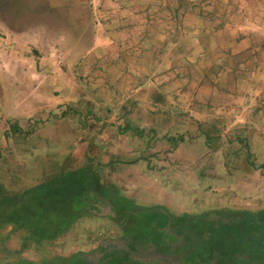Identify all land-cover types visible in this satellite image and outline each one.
Wrapping results in <instances>:
<instances>
[{"label":"rangeland","instance_id":"rangeland-1","mask_svg":"<svg viewBox=\"0 0 264 264\" xmlns=\"http://www.w3.org/2000/svg\"><path fill=\"white\" fill-rule=\"evenodd\" d=\"M63 2L0 0L5 188L77 169L61 159L83 138L103 182L141 208L132 230L150 224L160 239L146 243L164 242L161 256L178 264L191 248L172 234L169 212L264 209V0H81L86 14L79 0ZM14 124L21 134H11ZM0 235L21 249L24 232ZM125 238L109 217L89 216L24 257L89 253Z\"/></svg>","mask_w":264,"mask_h":264},{"label":"trees","instance_id":"trees-1","mask_svg":"<svg viewBox=\"0 0 264 264\" xmlns=\"http://www.w3.org/2000/svg\"><path fill=\"white\" fill-rule=\"evenodd\" d=\"M57 2V7L65 6L63 0ZM79 4L84 7V10L81 8L83 14L91 13L90 9L86 10L87 5L81 0ZM10 130L11 134L22 133L17 124L12 125ZM85 158L82 164H77V169H62L59 174L24 190H15V187L6 189L0 180V232L11 228L13 233H25L20 250L9 248L8 239L0 235V264H170L168 257L161 256L165 255L164 242L161 244L160 241L156 245L160 253L146 243L145 239L158 237L155 230L149 229L150 224H145L146 231L132 230L130 223L141 212V208L133 200L121 195L119 189L103 182L89 151ZM153 210L155 213L167 211ZM168 214L172 234L189 237L193 242L191 251L199 243L197 237H210V240L205 241V248L199 251L211 252V257L218 264H226L231 260L234 262L235 259H230L229 253L243 251L241 240L230 238L259 236L263 239L260 235L264 229H255L258 224L264 223L263 216L245 218L230 211L228 221L222 215L224 212L218 216L205 214L196 217L189 214ZM100 215H105L119 224L126 238L106 240L99 249L89 253L79 252L67 257L55 255L44 261L24 257V251L28 247H51L70 232L79 220ZM219 225L222 229L218 232ZM160 233L159 235H164ZM256 240L249 241L253 243L250 251L264 252V244H258ZM235 246L238 248L235 249ZM158 256L161 257L157 258Z\"/></svg>","mask_w":264,"mask_h":264},{"label":"flooded vegetation","instance_id":"flooded-vegetation-1","mask_svg":"<svg viewBox=\"0 0 264 264\" xmlns=\"http://www.w3.org/2000/svg\"><path fill=\"white\" fill-rule=\"evenodd\" d=\"M221 212H224V218L227 219L229 221V213H226L227 211H216L213 213H209L213 216L215 215H221L220 213ZM237 212L238 216L240 217H256V218H260L261 216L264 217V209H261V210H258V211H249V210H246V211H235ZM207 214V213H206ZM200 216H204V214H201ZM264 229V223L261 222V224H258L257 227L255 229ZM181 237L183 239H186L187 240V245L189 248H192V244L193 242L191 241V239L187 236H184V235H181ZM193 239V237H192ZM196 239L199 240V243L196 245V247H193V251H190V252H187L185 256L182 257L181 259V263L180 264H218V262L213 259L211 257V252L209 253H202L201 251L199 250H203V248H205V241L206 240H210L211 238L210 237H207V236H204V237H197ZM230 239H235V240H241L242 244L244 245L243 246V251L240 253V252H235L234 254H231L232 252L229 253V255L231 256L230 259L234 258L235 261L236 260H241V259H251L252 260V263L254 262H258V259L259 260H264V252L260 253V252H256V251H250L248 254L244 253L246 252L245 249H248L250 250L251 246L253 243H249L250 240H256V239H259V240H256L255 242H257L258 244H264V240L261 239V237H251V236H243V237H239V238H230ZM157 245V244H156ZM159 247L156 246V249L155 251L158 252ZM162 248V247H161ZM235 249L238 248V247H234ZM160 253V252H158ZM256 254V255H254ZM248 257V258H247ZM251 257V258H249ZM173 259V258H172ZM169 261H170V264H176L177 262H174V261H171V259L169 258ZM195 262V263H194ZM233 262V260L227 262V263H231ZM178 264V263H177ZM260 264H263L260 263Z\"/></svg>","mask_w":264,"mask_h":264},{"label":"crops","instance_id":"crops-1","mask_svg":"<svg viewBox=\"0 0 264 264\" xmlns=\"http://www.w3.org/2000/svg\"><path fill=\"white\" fill-rule=\"evenodd\" d=\"M176 1H179V0H176ZM176 1L175 0H171V3L172 2L175 3ZM69 126H71V125H69ZM74 130H76V129H73V131ZM69 148H71V150L70 149L68 150L69 153L66 155V157L62 158L61 161L63 159H67L66 163L69 160H74L75 163L82 164L86 160L85 155L89 151V145L86 143V141L83 138H80V140L78 141L77 146L76 145L75 146L71 145V147H69ZM49 159H50V157H45L42 162L45 165H47L48 161H50ZM56 161H55V159H53L52 162L55 163ZM95 163L97 164V161ZM130 166H131V171H132V169L135 168L137 165L136 164H131Z\"/></svg>","mask_w":264,"mask_h":264}]
</instances>
